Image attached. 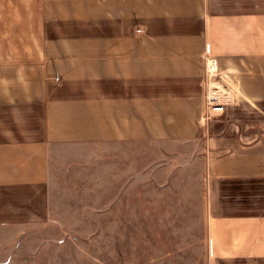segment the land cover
<instances>
[{
    "label": "crops",
    "instance_id": "0c3cea01",
    "mask_svg": "<svg viewBox=\"0 0 264 264\" xmlns=\"http://www.w3.org/2000/svg\"><path fill=\"white\" fill-rule=\"evenodd\" d=\"M263 110L264 0H0V237L65 144L205 136L215 210L216 181L264 178ZM213 221L248 239L264 212Z\"/></svg>",
    "mask_w": 264,
    "mask_h": 264
},
{
    "label": "rangeland",
    "instance_id": "374dc122",
    "mask_svg": "<svg viewBox=\"0 0 264 264\" xmlns=\"http://www.w3.org/2000/svg\"><path fill=\"white\" fill-rule=\"evenodd\" d=\"M208 146L205 136L57 146L46 185L24 190L25 223L1 229L0 264H259L218 251L262 245L264 229L240 238L213 213L264 212V178L216 181L212 210Z\"/></svg>",
    "mask_w": 264,
    "mask_h": 264
}]
</instances>
